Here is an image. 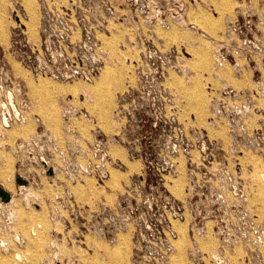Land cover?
Listing matches in <instances>:
<instances>
[{
	"label": "rangeland",
	"instance_id": "374dc122",
	"mask_svg": "<svg viewBox=\"0 0 264 264\" xmlns=\"http://www.w3.org/2000/svg\"><path fill=\"white\" fill-rule=\"evenodd\" d=\"M74 1L0 0V264H264V0Z\"/></svg>",
	"mask_w": 264,
	"mask_h": 264
},
{
	"label": "built area",
	"instance_id": "2783aa9c",
	"mask_svg": "<svg viewBox=\"0 0 264 264\" xmlns=\"http://www.w3.org/2000/svg\"><path fill=\"white\" fill-rule=\"evenodd\" d=\"M93 0H83V2L85 3V5H90L91 2ZM74 0H72V3L74 4ZM100 3V10L95 9L93 12H89V10H86L81 6V4H79V8L80 10L83 12L82 13V17L80 18V22L83 24L84 29L86 28L87 24H89V33H95L97 34L99 28H101L103 26V23L108 21L107 18L109 19L112 15H113V7H108L107 3L104 0H99ZM103 6H107L106 11L101 10V8ZM67 15L69 16L68 19V23H70V28H67V39H69L70 41V45L71 46H75L77 44L81 43V38L76 37L75 35H72V30H73V26L76 23V20L74 19V10L71 9L70 10V14L67 13ZM90 19H92V23L90 22ZM71 32V34H70ZM69 60L72 63H80L81 61H83L84 57H80L79 56H68ZM98 60L99 57L95 58V60ZM77 75H81L80 73H78V71H76Z\"/></svg>",
	"mask_w": 264,
	"mask_h": 264
},
{
	"label": "water",
	"instance_id": "95a60500",
	"mask_svg": "<svg viewBox=\"0 0 264 264\" xmlns=\"http://www.w3.org/2000/svg\"><path fill=\"white\" fill-rule=\"evenodd\" d=\"M16 180L19 185H25L27 183L21 176H17ZM0 198L3 202H9L11 200V195L7 190L0 188Z\"/></svg>",
	"mask_w": 264,
	"mask_h": 264
}]
</instances>
